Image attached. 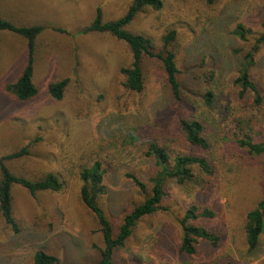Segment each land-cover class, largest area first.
Instances as JSON below:
<instances>
[{"label":"rangeland","instance_id":"rangeland-1","mask_svg":"<svg viewBox=\"0 0 264 264\" xmlns=\"http://www.w3.org/2000/svg\"><path fill=\"white\" fill-rule=\"evenodd\" d=\"M130 2L0 0V15L16 25L45 27L35 43L32 76L38 93L25 103L4 85L22 69L26 42L15 33L0 31V155L27 144L26 154L5 162L10 171L39 177L61 170L64 179L59 192L32 195L19 185L12 187V213L20 231L15 233L0 214V264H33L38 250L57 256V264H87L98 258L101 234L80 201L76 175L66 171L73 166L71 159L78 162L88 149L111 164L105 181L108 192L99 201L116 229L131 203L143 199L125 172L146 180L154 171L153 160L141 155L140 148L144 132L157 120L173 129L180 116L208 123L215 118L231 132L241 126L255 140L264 138V122L249 120L256 111L232 94L239 64L236 50L247 42L230 32L237 22L257 33L264 31V0H161L160 9L148 7L136 14L128 29L158 44L167 29L177 31L180 103L163 81L156 60L144 58L145 88L135 93L121 84L119 68L131 61L127 45L110 33L78 32L94 18L96 7L104 20H110L121 16ZM209 71L216 80L212 110L200 97L201 81ZM254 75L264 90V47ZM62 78L68 82L56 100L47 87ZM238 119L244 122L237 127ZM221 139L206 152L189 148L210 158L213 175L205 177L203 185L182 187L168 181L163 208L136 223L125 245L115 252L117 264H264V229L252 251L244 232L246 213L264 195V170L236 138ZM193 204L211 208L214 215L199 217L197 223L218 240L213 244L199 239L195 252L185 255L179 251L178 219Z\"/></svg>","mask_w":264,"mask_h":264},{"label":"trees","instance_id":"trees-1","mask_svg":"<svg viewBox=\"0 0 264 264\" xmlns=\"http://www.w3.org/2000/svg\"><path fill=\"white\" fill-rule=\"evenodd\" d=\"M212 3L215 0H206ZM161 0H131L124 13L110 20H104L100 7H96L94 18L78 31L81 34L89 32L110 33L118 40L123 41L131 52V61L128 65L121 66L119 72L122 75L121 84L135 93L142 92L145 88V76L143 73L144 58L156 60L165 84L177 103L181 102V83L178 75L180 70L176 63L178 52V38L175 29H167L162 33L159 44L150 36L135 33L128 29V25L136 14L145 8L158 10L161 8ZM264 27V22H263ZM41 24L16 25L9 18L0 15V31H7L21 36L26 42L25 62L19 74L13 81L4 85V89L14 95L20 103H25L35 98L38 88L33 81L35 43L39 34L44 30ZM232 36L247 42L244 49H237L239 55L238 68L233 78L232 94L239 103L256 111V116H251L256 123L264 122V90L254 75V69L258 61V54L264 47V31L255 32L252 28L237 22L230 31ZM210 72V71H209ZM68 78L51 81L47 90L49 95L60 100L66 88ZM214 74L201 81L200 97L207 108L213 109L216 95ZM219 92V91H218ZM217 92V93H218ZM253 112V113H254ZM244 120H237V127ZM142 137L143 147L141 155L153 160L154 171L143 180L133 172H125V177L143 195L139 202H133L130 208L122 215V221L114 229L105 208L99 201L108 192L106 180L109 176L111 164L105 162L99 152L88 149L81 155L78 162L71 159L73 166L66 171L76 175L80 187L79 197L81 203L94 217L102 238V246L98 247V258L87 264H117L114 260L115 252L123 247L131 236L136 223L145 216H150L163 208V200L167 195L165 186L168 181L177 184L203 185L205 177L213 175L214 168L210 158L202 153L192 152L189 148H195L198 152L211 150L221 138H236L238 144L247 154L255 158L264 170V138H256L249 135L240 126L237 131L231 132L213 119L210 123L196 117L180 116L175 127L169 128L161 121L154 122ZM175 135L173 138L168 134ZM27 144L19 150L0 155V214L4 222L15 232L20 228L13 215L12 187L19 185L32 195L37 192H59L63 188L64 179L61 170L59 172L48 171L39 177H25L16 175L6 165V161L20 157L27 153ZM66 172V173H67ZM204 179V180H203ZM214 215L211 208L190 205L184 210L179 220L181 239L179 251L185 255L195 252L199 239L215 244L218 236L203 225L197 223L199 217L209 218ZM245 240L249 250H254L259 243V236L264 229V195L255 206L246 213L244 222ZM59 258L53 254L38 250L33 255V264H57Z\"/></svg>","mask_w":264,"mask_h":264}]
</instances>
